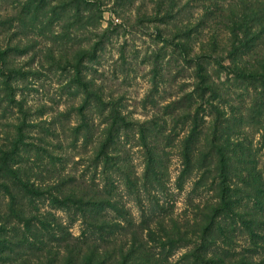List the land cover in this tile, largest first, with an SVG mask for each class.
Instances as JSON below:
<instances>
[{"label": "rangeland", "instance_id": "1", "mask_svg": "<svg viewBox=\"0 0 264 264\" xmlns=\"http://www.w3.org/2000/svg\"><path fill=\"white\" fill-rule=\"evenodd\" d=\"M250 7L252 0H0V248H5L0 264H61L66 245L74 247L86 229L82 217L73 208L53 205L45 192L72 198L102 188L106 180H119L113 172H103L100 158L113 112L122 126L114 138L118 155L134 181L142 184L148 150L163 162L167 197L159 194L165 217L163 226L151 225L155 231L166 228L162 241L168 246L161 252L171 264L191 261L196 218L216 196L208 189L212 166H192L183 174L182 152L196 113L203 146L216 119L210 93L191 96L200 84L195 63L202 62L221 88L222 97L211 102L240 123L233 136L251 143L264 178V107L255 105L263 102L264 89H246L248 84L235 80L236 65L231 67L229 55L244 36L233 29L236 21L253 14ZM253 12L262 25L253 55L244 60L252 64L264 47V6ZM86 91L92 92L88 101ZM5 158L19 162L12 170L18 169L19 178L43 194L32 205L33 196L17 180L7 179ZM9 190L17 196L14 208ZM117 191L137 225L119 231L112 242L99 241L103 253L141 233L143 202L122 181ZM42 222L51 227L44 230ZM27 232L39 240L33 247L22 246ZM63 236L70 241H59ZM245 238L239 229L236 239L242 243ZM250 260L264 264V250Z\"/></svg>", "mask_w": 264, "mask_h": 264}, {"label": "trees", "instance_id": "2", "mask_svg": "<svg viewBox=\"0 0 264 264\" xmlns=\"http://www.w3.org/2000/svg\"><path fill=\"white\" fill-rule=\"evenodd\" d=\"M252 1L254 7H250V12L253 14H245L240 21H236L238 25L233 28L235 32L237 30L244 36L239 40V46L232 45L233 48L229 52L230 65L231 67L236 65L234 68L235 80L248 84L245 85L246 89L249 86L255 89H264V47L263 51L257 54L258 58L254 60V64L248 63V61L244 62L247 56L253 55L252 49L256 47L255 41L259 36L257 27L262 25L259 16L254 17L252 15H258L253 11L256 7L264 6V0ZM253 22L255 23L253 24ZM239 33H235L237 42ZM260 34L262 35V32ZM220 61L221 59H217V63L221 65ZM195 65H197L200 84L197 90L195 87L191 96L196 97L198 95L203 98L207 92L210 93L208 101L216 111L213 112L216 119L211 134L206 139V146H203L204 138L202 135L204 132L197 123L198 114L196 113V125L190 131L182 152L185 165L183 174L192 166L196 169L207 167L210 170L212 166L214 176L208 189L215 190L216 196L215 203L211 202L208 203V206L205 205L200 210L199 217L196 218V253L190 255L191 261L188 264H251L250 259H254L259 254V250H264V178L254 161L251 143H244L240 138H237L239 137L237 134H235L237 137L233 136V131L238 126L240 127V123H237L235 118L233 121L236 123L232 122L231 118L226 117V113L221 111L220 105H214L211 102L222 97L221 88L207 75L208 72L202 62H197ZM260 94H264V92ZM85 95L86 101H88L91 99L92 92L86 91ZM95 99L97 103L103 104L104 102L101 97H95ZM255 105L263 109L264 98L263 102L259 104L256 102ZM113 113L108 136L100 150V155H102L100 158L101 162L104 163L103 172L111 171L119 177V180H112L111 183L106 180L102 188L98 186L92 192H80L72 198L63 195L59 198L52 196V192H45L49 194L53 205L67 209L73 208L77 211L86 226L82 235L76 239L74 247L69 244L66 245L67 250L65 252L68 254L61 264H171L168 255L166 256L161 252L168 246L165 241H162L164 237H167L166 228H158L157 230H161L157 234L154 233L157 231L154 230L155 227H151L153 223L157 224V222L161 226V220H164L165 217L164 205L161 204L162 199L159 194L164 193L162 189L164 186L162 176L165 169L163 162H160L158 153L153 152V154L148 150L142 184L139 185V181H134L132 173L130 174L128 170H125L123 167L124 160L118 155L116 147L118 142L114 141V138L122 126L117 124L115 112ZM22 131L23 128L20 127L18 138L22 136ZM112 151L116 155L112 156L110 154ZM13 155L15 154L13 153ZM5 159L7 162L6 170L10 173L9 177H3L17 180L21 189L33 196L29 199V204L32 205L35 199L43 194L39 191L40 189L30 188L29 184L23 182L19 178L18 169L12 170L16 162H12L10 158ZM18 163H16L17 166H19ZM119 181L124 183L127 191L134 195L137 201L143 202L141 221L138 222L141 226V233H132L131 240L121 243L119 248L113 252L103 253L100 250L99 241L112 242L113 239L117 238L119 231L126 232L129 229L127 226L137 225L136 220L131 218L126 211V205L118 199ZM3 185L9 187L5 181ZM8 193L12 208H14V205L17 204V196L12 190ZM164 194L167 197V194ZM144 196H147L146 206ZM23 205L21 212L25 214L26 206ZM25 221L26 224L30 223L29 218H25ZM41 224L44 230L51 227L45 222ZM239 229L243 235H247L242 243L236 239V232ZM145 231L150 232L149 235H152V238H149ZM60 232L64 233L62 227H60ZM29 233L27 232L28 236L24 234L22 246L26 242L28 247H33L39 241L32 238ZM155 234H157L156 237H153ZM67 235H70L69 231ZM68 236H63L58 240L68 242L70 241ZM156 238L160 239L159 244H155ZM86 245L88 247L84 249ZM93 245L95 247H91ZM69 247H71L70 250ZM157 248L160 249V252H156ZM4 249L0 248V251ZM60 253L59 251L58 254Z\"/></svg>", "mask_w": 264, "mask_h": 264}]
</instances>
